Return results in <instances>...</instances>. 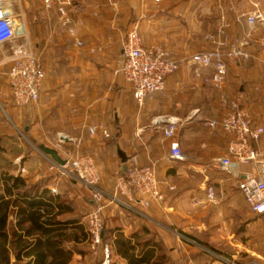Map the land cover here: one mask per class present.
I'll return each mask as SVG.
<instances>
[{
  "label": "crops",
  "instance_id": "0c3cea01",
  "mask_svg": "<svg viewBox=\"0 0 264 264\" xmlns=\"http://www.w3.org/2000/svg\"><path fill=\"white\" fill-rule=\"evenodd\" d=\"M69 1L75 38L61 26L56 11L44 12L40 5L30 11L44 15L34 22L37 30L32 40L45 78L39 101L32 106L30 127L24 126L30 108L0 101V154L15 156L0 166V174L19 176L32 185L41 183L52 195H64L70 202L73 214L69 217L81 216L85 208L91 211L95 206L89 191L74 195L73 183H65L54 173L47 180L38 178L27 159L45 170L40 159L52 157L41 147L54 150L60 159L67 153L87 156L101 175L99 189L105 195L103 243L110 247L114 264H129L132 254L139 257L147 248L167 257L164 264H201L197 240L211 217L209 210L216 206L207 203L206 189H214L219 204L224 193L229 196L234 191L238 180L210 168L213 160L226 154L228 138L205 123L220 120L227 109L219 103L220 94L204 81L213 74L212 68H199L187 61L211 49L205 35L225 38L216 33L222 25H227L225 36L229 41L241 39L248 29L242 15L253 10L251 0ZM257 1L264 12V0ZM133 28H138L144 48H163L181 62L179 69L167 77L164 94L141 105L119 73L121 42ZM77 40L81 46L76 45ZM251 47L246 48L247 59L237 57L228 63L223 83V93L241 105H245L244 77L258 66ZM6 78L8 83V73ZM0 95L2 100L11 97L8 85ZM7 108L13 120L5 113ZM168 119L177 120L175 140L184 155L181 161L169 158L170 140L163 136ZM91 128H95L93 134ZM25 133L45 157L25 150ZM120 153L127 161L135 158L141 167H153L160 192L157 200H142L136 195L128 199L117 194L116 179L125 172L127 163L122 162ZM21 169L25 173H20ZM250 170L249 165L239 166L240 173ZM222 188L228 192H220ZM194 201L199 203L195 205ZM210 232L212 236L222 235L216 229ZM209 240L217 244L215 237ZM80 245H76L78 250ZM209 260L207 264H212L215 258L210 256Z\"/></svg>",
  "mask_w": 264,
  "mask_h": 264
},
{
  "label": "built area",
  "instance_id": "2783aa9c",
  "mask_svg": "<svg viewBox=\"0 0 264 264\" xmlns=\"http://www.w3.org/2000/svg\"><path fill=\"white\" fill-rule=\"evenodd\" d=\"M45 11H56L59 22L66 29L70 37L75 38L69 0H39ZM155 3L161 0H147ZM19 0H0V47L8 45L6 63L10 64L8 71V85L12 103L16 108H24L36 104L43 87L45 73L27 35L23 24L22 12L14 11ZM242 18L248 25L247 33L241 39L230 40L225 36L227 25L219 27V37H206L213 46L209 51L200 52L190 57L187 62L199 68H212L213 74L204 79L219 94V103L226 107V113L220 120H210L205 126L210 129H220L228 138L226 154L211 162L210 168L222 171L238 180V190L244 198L246 206L254 217H264V125L255 124L247 109L239 106V102L229 99L223 93L228 63L237 57H249L246 48L251 45V39L258 26L264 28V14L259 4L253 5V10L243 14ZM259 41L264 51V38ZM81 46L80 41H76ZM186 62V63H187ZM181 62L173 59L163 48H144L136 28L126 34L122 42V60L119 73L131 86L135 101L141 105L147 99L163 95L168 76L174 74ZM177 120L168 119L163 128V136L170 140L169 158L181 161L184 155L179 143L175 140ZM95 128L90 129L93 134ZM64 139L61 138V142ZM63 164L49 162L48 171L59 177L71 176L81 183L90 193L94 207L85 217L89 236V252L92 257L90 264H114L110 247L102 241L104 230L103 210L105 195L100 191V172L87 156L67 153L61 159ZM240 165H249L251 170L240 173ZM20 173H25L24 169ZM118 195L132 199L136 195L140 199L151 198L157 200L160 196L155 170L151 166L141 167L135 158L128 159L125 172L116 179ZM170 190H172L170 188ZM55 193V190H52ZM206 201L210 205H217L218 201L212 187L206 189ZM199 201H194L197 205ZM264 246V236L262 238ZM215 258L212 264H234L222 256L211 253ZM247 264H264V255L258 261Z\"/></svg>",
  "mask_w": 264,
  "mask_h": 264
},
{
  "label": "rangeland",
  "instance_id": "374dc122",
  "mask_svg": "<svg viewBox=\"0 0 264 264\" xmlns=\"http://www.w3.org/2000/svg\"><path fill=\"white\" fill-rule=\"evenodd\" d=\"M140 1L144 3L147 0H140ZM254 4H259L260 10L261 12H263L261 9L263 5L260 1L251 0L250 5L253 7ZM39 5L41 9L44 12H46L39 0H19V4L15 5L14 8V11L16 13L22 12L23 15L22 22L26 28L27 35L31 41V47L34 51H35L34 47L36 43L33 42L32 36L33 33L34 32L36 33L37 30V27L34 22L36 20L37 21L42 20L44 15H40L39 12L32 13L30 11H33V9H37ZM136 29L138 31V28ZM218 30L219 28L216 30V33L218 32ZM248 30L249 29H247V31ZM208 36H213V35H205L204 40H206V37ZM263 38H264V28L258 26L255 33L253 34V38L251 39V45H250L252 46L251 50L253 48L252 55L255 58L254 62H257L258 66H256L252 72H249L248 75L244 77L246 82L244 85L245 91L243 92L242 102L245 105H241L239 103V106L251 112V115L253 117L252 118L253 122H256V124L264 125V51L260 48L258 41ZM122 42H121V47H122ZM41 46H43V44ZM212 47L213 46L211 45V48ZM7 57H8V45L0 47V91H3L5 88H7L8 85V83L6 82L7 79L6 74L9 71L10 64L6 63ZM0 101L12 102V99L11 97H8L7 99L5 98L2 100V97L0 95ZM36 104L30 105L28 107H24L25 110L30 108L29 110H27V114L25 115L24 126L27 125L30 127L32 106ZM8 110H9L8 108L7 110L5 109V113L9 118H11V120H13L11 117L12 115L10 113V110L9 111ZM22 143L26 151H31L35 155H42L43 157H45L43 152L38 149V145L32 142L30 136L27 133H25L24 140L22 141ZM42 144L46 147H51V145L46 141H43ZM42 144L39 143V145ZM13 158H15V156L11 153H8L6 155L0 154V166L5 165L4 162L6 160L10 161ZM27 160L28 162H30L29 167L31 169V172L35 176L37 175L38 178L41 177L47 180L49 178V175H52L51 172L48 171L49 162L51 161L49 158H46L44 161L40 159L42 167H45V170H41V168L34 163V160L33 161H31V159H27ZM61 178H63V181H65V183L67 181H71V183H73V185L76 187L74 195L83 196L84 193L87 191V189L81 183H79L77 180H74L71 176H63ZM82 189H84V192L82 191ZM57 190L60 191V187H58ZM57 190L55 191L57 192ZM222 190L227 191L224 188H222L220 189V192ZM89 211L90 210L87 211V208H85L84 211H82L83 213L82 219H84L83 221H85V217L89 213ZM209 211L211 212V217L208 219L206 224L203 223L205 226V230L202 231L203 232L202 235H200V238L197 240L198 241L197 244H199L198 246L200 249V256H201L200 261L202 262L201 264H207L210 261L209 258L211 256V253L218 254L223 258L229 260L230 262L232 261L234 264H247L252 261H258V257L264 255V246L262 244V238L264 236V219L256 218L250 213L246 204H244L243 202L242 196L238 191L237 185L236 187L234 186V191H232L229 194V196L228 194L224 193L223 198L219 200V204L213 206ZM212 229L219 230L222 233V235L212 236V233L210 232ZM212 237L216 238L217 244L209 243L210 241L209 239H211ZM88 245H89V239L85 244L80 245L79 248L81 254L74 257L71 261V264L91 263L92 257L90 255ZM202 245H205L206 247ZM10 264H25V261L17 262L14 259L12 260L10 258Z\"/></svg>",
  "mask_w": 264,
  "mask_h": 264
},
{
  "label": "trees",
  "instance_id": "16d2710c",
  "mask_svg": "<svg viewBox=\"0 0 264 264\" xmlns=\"http://www.w3.org/2000/svg\"><path fill=\"white\" fill-rule=\"evenodd\" d=\"M68 202L41 183L32 185L19 176L1 173L0 264H10L11 257L25 264H70L74 254H81L76 245L85 244L88 233L83 214L69 217L73 208ZM165 260L164 255L155 254V248H147L139 257L132 254L129 264H164Z\"/></svg>",
  "mask_w": 264,
  "mask_h": 264
},
{
  "label": "water",
  "instance_id": "95a60500",
  "mask_svg": "<svg viewBox=\"0 0 264 264\" xmlns=\"http://www.w3.org/2000/svg\"><path fill=\"white\" fill-rule=\"evenodd\" d=\"M41 149L43 150L44 153L50 155L53 161H55L58 164H63V161L58 157V155L56 154L54 150L43 148V147H41ZM120 158L122 159L123 163H126L127 158L125 157L124 154L120 153Z\"/></svg>",
  "mask_w": 264,
  "mask_h": 264
}]
</instances>
